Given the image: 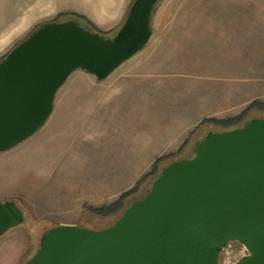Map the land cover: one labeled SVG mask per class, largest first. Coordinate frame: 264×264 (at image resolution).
Returning a JSON list of instances; mask_svg holds the SVG:
<instances>
[{"label":"rangeland","instance_id":"obj_1","mask_svg":"<svg viewBox=\"0 0 264 264\" xmlns=\"http://www.w3.org/2000/svg\"><path fill=\"white\" fill-rule=\"evenodd\" d=\"M67 3L0 0V60L40 24L80 14ZM151 30L105 79L74 71L45 124L0 152V199L25 213L0 236V264L24 263L58 223L109 225L120 212L102 213L129 190L123 207L143 196L169 161L149 175L158 157L191 156L205 131L223 130L203 120L264 103V0H160ZM259 116L264 111L251 109L240 124ZM244 253L230 242L219 257L230 264Z\"/></svg>","mask_w":264,"mask_h":264},{"label":"water","instance_id":"obj_2","mask_svg":"<svg viewBox=\"0 0 264 264\" xmlns=\"http://www.w3.org/2000/svg\"><path fill=\"white\" fill-rule=\"evenodd\" d=\"M158 1L132 0L111 36L70 18L42 23L10 49L0 60V152L45 124L74 71L101 81L139 52ZM192 151L164 165L110 225H53L22 264H222L230 242L245 251L230 264H264V116L208 130ZM24 220L0 199V236Z\"/></svg>","mask_w":264,"mask_h":264},{"label":"crops","instance_id":"obj_3","mask_svg":"<svg viewBox=\"0 0 264 264\" xmlns=\"http://www.w3.org/2000/svg\"><path fill=\"white\" fill-rule=\"evenodd\" d=\"M64 4L78 8L79 13L92 21L101 30H116L122 23L132 0H68ZM0 43V54L4 45Z\"/></svg>","mask_w":264,"mask_h":264},{"label":"trees","instance_id":"obj_4","mask_svg":"<svg viewBox=\"0 0 264 264\" xmlns=\"http://www.w3.org/2000/svg\"><path fill=\"white\" fill-rule=\"evenodd\" d=\"M160 1V0H159ZM158 1V2H159ZM158 2L155 4V6H154V10H155V8H156V6H157V4H158ZM70 18H73V19H75V20H77L78 21V23L80 24V25H82L84 28H86V29H89V30H92V31H96V32H98V33H100L101 35H105V36H110L109 34H107V33H105V32H103L102 30H100L99 28H97V26L95 25V24H93L89 19H87L85 16H83V15H80V14H77V13H72V14H70V17H68L67 19H70ZM66 19V20H67ZM79 20H81L82 22H80ZM41 25V24H40ZM116 31V30H115ZM115 33V32H114ZM113 33V34H114ZM112 34V35H113ZM2 59V58H1ZM251 109H255V110H258V111H264V103H260L259 101H255V102H253V103H251L250 104V106L241 114V115H239V116H234V117H231V118H228V119H226V120H215V119H210V118H208V119H205V120H203V122L202 123H211V124H217V125H219L221 128H223V130L224 129H229V128H233V127H237V126H241L242 124H240V119H243L246 115H247V113L251 110ZM248 120V119H247ZM208 131V130H207ZM207 131H205V133L207 132ZM218 131H220V130H218ZM205 133L203 134V136L205 135ZM188 156H190V155H187V156H183V157H180V158H184V157H188ZM175 159H178L177 157L175 158L174 156H173V154H168V155H162V156H160V157H158L157 159H156V161H155V163H154V165H153V167L151 168L152 170H151V172L149 173V175L150 174H152V172H154L155 170H156V165L158 164V162H160V161H163V160H169V161H167V163L166 164H168L170 161H172V160H175ZM165 164V165H166ZM161 171V170H160ZM160 172H158V174H159ZM158 174H156V176L158 175ZM147 176V175H146ZM155 176V177H156ZM154 177V178H155ZM152 183V182H151ZM150 187V186H149ZM148 190V189H147ZM146 190V191H147ZM134 191H135V189H133V190H129V191H127V192H125V193H123L115 202H113L112 204H110V206L109 207H107L106 208V210L104 211V213H102L103 215H109V214H114L115 212H117V211H119L120 213H119V215L121 214V212L127 207V206H129L130 205V203L128 204V205H126V206H124L123 207V201L124 200H126L131 194H133L134 193ZM146 193V192H145ZM144 193V194H145ZM143 194V195H144ZM142 197V196H141ZM141 197H139V198H141ZM136 199H138V198H136ZM135 200V199H134ZM132 202V201H131ZM119 215L117 216V218L119 217ZM116 218V219H117ZM115 219V220H116ZM115 220H113V222L115 221ZM113 222H111V223H113ZM110 223V224H111ZM109 224V225H110ZM107 226V225H106ZM84 227H89V226H84ZM104 227V226H103Z\"/></svg>","mask_w":264,"mask_h":264}]
</instances>
